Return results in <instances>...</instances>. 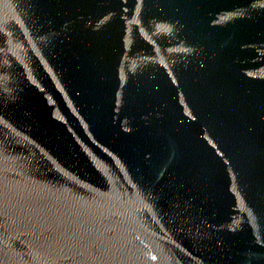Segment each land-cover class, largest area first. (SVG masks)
Listing matches in <instances>:
<instances>
[{
    "label": "water",
    "instance_id": "95a60500",
    "mask_svg": "<svg viewBox=\"0 0 264 264\" xmlns=\"http://www.w3.org/2000/svg\"><path fill=\"white\" fill-rule=\"evenodd\" d=\"M0 264H264V0H0Z\"/></svg>",
    "mask_w": 264,
    "mask_h": 264
}]
</instances>
